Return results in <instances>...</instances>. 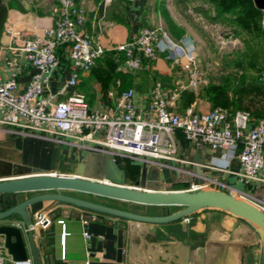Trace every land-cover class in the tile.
Here are the masks:
<instances>
[{"label": "crops", "instance_id": "0c3cea01", "mask_svg": "<svg viewBox=\"0 0 264 264\" xmlns=\"http://www.w3.org/2000/svg\"><path fill=\"white\" fill-rule=\"evenodd\" d=\"M3 2L6 13L0 28V74H3V57L10 54V48L17 47L23 39L38 35L39 29L50 24L54 15L52 0H3ZM99 2V0H82L87 11L86 28L103 46H113L134 35L140 25L148 21L146 13L152 14L151 18H148L149 21L160 24L164 23L161 18L167 20L169 16L173 19L175 12L171 0H164V3L163 0H111L106 5ZM164 63L165 60H157L153 67L135 72H112L104 91L98 76L93 75L92 72L81 73L76 90L84 94L90 107L96 108L101 103H111V100L105 97L107 90L118 93L134 87V101L142 107L146 103V91L150 86L144 85L142 76L148 72L162 73L165 68ZM29 72L28 68L22 69L18 79L20 86L27 81ZM62 83V79L56 77L52 80L50 89L55 91ZM171 85H165L168 94L177 87ZM195 103L193 101L191 105L194 106ZM24 137L57 142L54 138L16 133L7 126L0 125V160L25 166L28 173L57 172L64 175L74 173V168L81 159L78 147L70 145L71 151L68 150L65 154L64 160L68 158L74 164L70 172L57 168L59 159H55L54 155L44 164L31 162L35 166L31 167L30 162L22 161L19 157L21 145L19 139L25 140ZM175 139L179 161L164 162L165 165L160 168L157 166L162 172L164 189H180L172 186L174 182L187 181V185L190 186L213 181L216 184L208 185L212 186V189L234 193L240 198L253 200L260 206L264 205V152L263 166L259 171L260 180L244 183L234 174L239 168L236 158L224 153L221 157L220 150L194 146L186 142L178 133H175ZM196 155L203 158V165L199 167L202 175L192 171ZM117 160L128 174L125 184L133 185L139 178L141 163L126 156L118 157ZM212 163L226 165L227 170H215L209 167ZM38 193L40 192L18 193L17 202ZM61 193L149 215L171 213L181 208L132 204L69 190ZM29 208L32 214L43 210L42 213L51 217L52 221L40 230L37 226L32 230L40 264L83 262L87 264H259L260 242L254 231L238 217L215 208H202L189 214L186 219L163 224L119 220L49 201L36 202ZM150 209H156L158 213L148 212ZM56 220H63L65 233L63 242L60 237L61 225L57 224ZM119 227L122 228V250L120 260L117 261L116 233ZM83 232H86L89 238L85 239ZM3 255L7 261L11 259L8 254ZM26 258L33 263L28 247Z\"/></svg>", "mask_w": 264, "mask_h": 264}, {"label": "built area", "instance_id": "2783aa9c", "mask_svg": "<svg viewBox=\"0 0 264 264\" xmlns=\"http://www.w3.org/2000/svg\"><path fill=\"white\" fill-rule=\"evenodd\" d=\"M110 1L102 0V4ZM52 3L51 23L41 27L38 35L11 47L10 54L3 57L0 125L16 133L54 138L78 148L99 149L140 163H152L159 168L165 165L164 162L179 161L175 133H180L194 146L220 150L221 157L224 153L236 158L239 168L234 174L239 181L260 180L264 115L253 118L247 111H229L220 106L203 112L195 111L193 105L179 110L180 91L196 86L193 76H189L184 85L179 82L181 84L170 94L162 80H153L142 107L135 103L132 87L118 93L107 90L105 97L111 103H101L96 108L90 107L84 94L76 90L79 74L89 72L106 52H111L117 71L135 72L149 68L160 51L171 65H176L183 73L191 72L194 58L189 45L173 43L161 27L140 26L125 41L103 46L86 28L87 11L82 0H52ZM23 68L30 72L27 81L20 86L18 79ZM56 77L63 83L52 91L50 84ZM261 77L264 80V72ZM209 167L227 170L226 165L212 163ZM214 184L216 182L211 181L189 187L199 189ZM253 202L264 212V205ZM47 218L40 211L37 215L34 212L29 229L33 230ZM56 223L61 225L63 242V220H56ZM82 235L89 238L86 232ZM0 264L33 263L27 258L7 261L0 253Z\"/></svg>", "mask_w": 264, "mask_h": 264}, {"label": "water", "instance_id": "95a60500", "mask_svg": "<svg viewBox=\"0 0 264 264\" xmlns=\"http://www.w3.org/2000/svg\"><path fill=\"white\" fill-rule=\"evenodd\" d=\"M252 2L255 8L263 13L261 23L264 33V0H252ZM79 149L81 159L71 175L57 172L28 173L25 166L0 160L1 247L12 260L25 259L28 247L33 264H40L34 235L29 229L33 219L29 207L36 202L49 201L119 220L154 224L186 219L189 214L202 208L219 209L238 217L254 231L260 242L259 264H264V212L252 200L236 198L231 193L219 189H191L189 186L173 190L164 189L161 170L156 165L145 162L141 163L139 178L133 185H127L125 183L128 174L117 160L118 157H122L121 155L104 153L89 147H79ZM202 165L203 158L196 155L192 171L202 175L199 168ZM111 169L116 171V175L110 172ZM64 190L122 200L132 204L180 206L181 208L171 213L149 215L61 193ZM23 192L40 193L17 202V194ZM38 213L39 211L36 215ZM50 220L51 217L47 218L37 226V229L45 227ZM121 250L122 228L119 227L116 233L117 261L120 260Z\"/></svg>", "mask_w": 264, "mask_h": 264}, {"label": "rangeland", "instance_id": "374dc122", "mask_svg": "<svg viewBox=\"0 0 264 264\" xmlns=\"http://www.w3.org/2000/svg\"><path fill=\"white\" fill-rule=\"evenodd\" d=\"M171 1L175 8L173 19L169 16L167 20L166 18H161L164 23L158 24L149 21L148 18H151L150 15L152 14L146 13V20L148 21L140 26H163L162 29L167 33L169 40L173 43L179 42L189 45L192 48L194 58L193 69L191 72L183 73L176 65H171L169 61L163 58L164 52L159 51L157 52V57L152 67L157 60H165L163 66L165 67L163 68L164 72L155 74L148 72L145 76L142 74L145 86L151 85L155 79L162 80L168 86L171 83V86H177L181 83L184 85L187 83L189 76L190 78L193 76L196 81V86L194 88L182 89L180 93L185 90L190 92L192 95L190 98L191 101L187 103L186 107L195 101L194 110L203 112L213 104V101L206 99L211 94L214 93L218 96V90L221 89L225 93L226 99L230 101L233 99V92L242 83L261 76L262 72H264V33L262 27L260 30L259 25L262 26L263 13H259V16L255 17L256 19L244 18L243 26H231L222 21H210L204 18L201 14V9H208L210 15L213 14V10L209 4L201 0H188L187 8L184 11L185 14L181 11L179 12L173 0ZM147 11L149 12L150 9ZM251 20L254 21V24L250 22ZM180 22L184 24L181 25ZM158 63L160 64V61ZM116 66L117 63L112 59L111 68L108 67L107 72H121L116 70ZM101 67H104V65L97 63L96 69L99 70ZM180 93L178 96V109L182 110L184 106L181 104ZM219 104L218 106L229 111L233 109L229 104ZM24 139H19L21 141L19 157L22 161L44 164L50 158L52 159L54 155L55 159H59L57 168L69 172L73 170V161H69L68 158L64 160L70 145L60 142L57 139V142L40 138L26 139L24 137ZM31 165V167H35L33 166L34 164L31 163ZM110 172H114L113 174H115L116 171L111 169ZM187 184V181L174 182L172 186L183 188L187 187ZM210 188L212 189L213 187H203V189ZM232 195L240 198L234 193ZM148 212L158 213V210L150 209ZM51 222L50 220L49 224ZM1 241L2 237L0 236V245ZM0 253L7 254L2 247H0Z\"/></svg>", "mask_w": 264, "mask_h": 264}, {"label": "trees", "instance_id": "16d2710c", "mask_svg": "<svg viewBox=\"0 0 264 264\" xmlns=\"http://www.w3.org/2000/svg\"><path fill=\"white\" fill-rule=\"evenodd\" d=\"M100 4L102 0H99ZM209 4L213 10V14H209L208 9H201V14L204 18L210 21H222L228 23L231 26H243L245 19H256L259 13L262 11L255 8L252 0H201ZM188 0H173L174 5L184 13L187 8ZM6 8L3 0H0V28L4 21ZM185 14V13H184ZM245 18V19H244ZM254 24L253 20L250 21ZM260 30H261V25ZM249 54V52H247ZM113 56L111 52H106L95 62V65L89 70L93 75L98 76L103 91L105 90L106 84L111 76L112 72H107V68L112 64ZM97 63H102L104 67L99 70L96 69ZM106 67V70H105ZM104 70H103V69ZM111 68V67H110ZM105 72V73H104ZM217 93V92H216ZM218 96L211 94L206 99L213 101V104L209 108L220 105L219 103L229 104L230 111L244 110L247 111L251 117L259 118L264 115V80L261 76L258 78L250 79L242 83L234 92L233 99L228 101L225 97V93L220 89L218 90ZM191 94L188 91H182L180 93L181 104L186 108L187 103L190 102ZM218 101V102H217ZM228 102V103H227ZM183 108V109H184ZM208 108V109H209ZM181 136L180 133H178ZM182 137V136H181Z\"/></svg>", "mask_w": 264, "mask_h": 264}]
</instances>
